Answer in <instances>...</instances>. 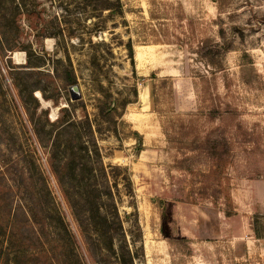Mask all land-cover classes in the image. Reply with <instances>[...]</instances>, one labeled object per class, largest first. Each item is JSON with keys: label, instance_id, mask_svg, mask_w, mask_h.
I'll list each match as a JSON object with an SVG mask.
<instances>
[{"label": "rangeland", "instance_id": "1", "mask_svg": "<svg viewBox=\"0 0 264 264\" xmlns=\"http://www.w3.org/2000/svg\"><path fill=\"white\" fill-rule=\"evenodd\" d=\"M120 2L0 0V264H264V0ZM57 119L74 123L65 173ZM95 140L102 163H85ZM62 186L110 189L112 244Z\"/></svg>", "mask_w": 264, "mask_h": 264}, {"label": "trees", "instance_id": "2", "mask_svg": "<svg viewBox=\"0 0 264 264\" xmlns=\"http://www.w3.org/2000/svg\"><path fill=\"white\" fill-rule=\"evenodd\" d=\"M108 8L110 9L111 13L122 12V4L120 0H117L116 2H112L111 0H107ZM127 48L129 50L130 58L132 63L134 64V49L131 43H128ZM70 79L69 84H76L77 83V77L75 73H70ZM118 113V106L117 104L112 101L111 103H103V105L100 107V116L105 119H111L112 117L116 118V115ZM119 117V116H118ZM49 120V118L47 117ZM86 120L89 122L88 125L91 126L92 130V121L89 116H86ZM50 121V120H49ZM64 120L57 119L55 122H53V126L55 129H57L56 136L54 137V140L51 143L50 147V160L49 164L51 168H54V171L56 173L60 172H68V170H72L73 168H70L68 164L65 163L66 159H72L74 161L76 157H78L77 153L74 151V144L70 141H64L62 138L69 134V130L72 128L73 124L70 122L68 124L63 122ZM58 126V127H56ZM54 130V129H53ZM93 132V130H92ZM135 135L139 138V133L134 132ZM77 136L80 138L81 134L80 132L77 133ZM136 139L137 141V153L139 154L143 150V142L139 139ZM63 141H62V140ZM207 143L209 144L208 148V157L209 159H222V156L226 153L224 151H220L217 147V143L214 140H207ZM94 149L92 152H90V148L88 146L81 147V151H79V156L81 159L85 161V163H90L92 161L102 163V154L101 150L99 148L98 142L95 140L92 143ZM80 146V145H79ZM62 147V148H61ZM62 149L63 156L58 154V150ZM82 151L85 152L82 155ZM34 164V163H33ZM59 175V174H58ZM62 180L65 179V175L62 174ZM71 191V192H70ZM60 192L62 195L68 200L70 207L74 213V216L82 223V225H85L86 228L82 229L81 231L86 236H90V232L93 230H90L88 227L92 225L94 227L93 235L98 236L100 239L103 237H107L109 239V242L112 244L113 238H115L117 235L121 234L120 231L122 230V221L118 215V212L115 209V215L110 214L108 211L107 213H100L101 207L107 208H117L118 203L113 199L112 193L110 189L106 188H93V187H87V188H67V186H62L60 188ZM48 195H51L50 191L48 192ZM103 199L102 203L104 205H100V200ZM41 203H44V198H41ZM101 214V215H100ZM100 216V222L96 223V216ZM83 218H85L83 220ZM86 223V224H84ZM94 223V225H93ZM67 231V229H66ZM93 233V232H92ZM69 241L71 240V243L73 247L78 248L76 246V236L71 232H69ZM92 237V236H91ZM100 243L101 241L98 240ZM13 258L16 264H22L20 261L22 259L21 257V250H16L13 252ZM83 264V263H79Z\"/></svg>", "mask_w": 264, "mask_h": 264}, {"label": "water", "instance_id": "3", "mask_svg": "<svg viewBox=\"0 0 264 264\" xmlns=\"http://www.w3.org/2000/svg\"><path fill=\"white\" fill-rule=\"evenodd\" d=\"M70 93H71V96H72V99L73 100H76L79 98V87L78 85H73L72 87H70Z\"/></svg>", "mask_w": 264, "mask_h": 264}]
</instances>
